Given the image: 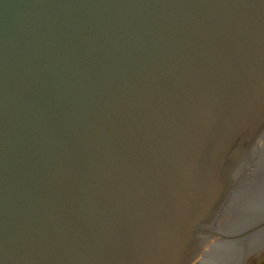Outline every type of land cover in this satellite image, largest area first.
Returning <instances> with one entry per match:
<instances>
[{
    "label": "water",
    "instance_id": "water-1",
    "mask_svg": "<svg viewBox=\"0 0 264 264\" xmlns=\"http://www.w3.org/2000/svg\"><path fill=\"white\" fill-rule=\"evenodd\" d=\"M262 246L264 0H0V264Z\"/></svg>",
    "mask_w": 264,
    "mask_h": 264
},
{
    "label": "flooded vegetation",
    "instance_id": "flooded-vegetation-1",
    "mask_svg": "<svg viewBox=\"0 0 264 264\" xmlns=\"http://www.w3.org/2000/svg\"><path fill=\"white\" fill-rule=\"evenodd\" d=\"M259 251H264V246L261 247V249ZM255 252H252L251 254L247 255L244 259V264H264V255H260V256H252ZM234 257L231 258V260H233ZM211 260L206 258L204 259L201 263L199 264H208V262H210ZM223 263V262H222ZM213 264H220L216 261H213Z\"/></svg>",
    "mask_w": 264,
    "mask_h": 264
}]
</instances>
